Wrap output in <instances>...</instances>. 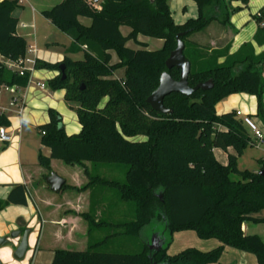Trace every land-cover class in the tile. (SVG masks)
<instances>
[{
  "label": "trees",
  "instance_id": "obj_1",
  "mask_svg": "<svg viewBox=\"0 0 264 264\" xmlns=\"http://www.w3.org/2000/svg\"><path fill=\"white\" fill-rule=\"evenodd\" d=\"M239 1V0H233ZM246 4L247 0H242ZM198 17L182 25L174 23L168 0H64L42 15L73 40L61 63L38 60L36 70H55L65 66L62 75L47 82L53 91H64V100L77 112L81 132L67 135L59 130L62 118L55 110L48 111L50 122L39 128L41 143L50 150L49 157L39 155V164L52 174L51 161L67 166H82L89 183L82 189L64 185L62 191H85L96 183L119 191L121 198L135 204L133 232L140 236L155 218L162 220L171 238L156 252L149 250L146 240L137 254L101 253L94 244L85 251L56 250L51 264H214L226 249L254 254L264 264V242L259 236L246 235V222L264 220L253 217L264 210V178L258 172L240 170L238 160L249 146L255 145L251 133L232 111L218 115L216 106L231 95L255 96L257 116L264 124V53L255 54L252 43L243 44L230 54L231 44L207 49L190 38L207 30L212 22L230 26L231 16L238 9L223 10L224 16L209 13L225 0H195ZM21 8L19 0L0 1V90L4 86L24 89L29 75L19 76L4 65L26 55L28 43L18 35ZM79 18L91 20L89 27ZM255 20L258 31L254 42L264 46V10ZM121 27L131 29L123 36ZM164 41L160 50L150 51L138 42V36ZM183 42L184 56L191 64L188 84L191 88L208 81L210 91L199 90L190 97L172 94L164 106L171 114L151 109L147 99L158 88L160 77L167 72L179 80V70H167L166 60L177 48V37ZM133 41L140 49H131ZM112 52L119 62L112 63ZM83 53L75 61L73 55ZM223 60V62H220ZM244 70L235 72L237 67ZM124 70L123 77H117ZM106 104L101 107L103 100ZM0 127H11L8 117L0 113ZM44 132V135L42 133ZM137 137L145 141H133ZM233 149V153H228ZM214 150L227 153V164H221ZM84 163L122 165L125 182L110 183L93 176ZM261 170H264L262 163ZM7 206L27 205V187L13 186ZM83 218L89 231L95 225L94 205ZM193 231L201 240H216L218 248L208 252L187 249L175 255L168 248L175 233Z\"/></svg>",
  "mask_w": 264,
  "mask_h": 264
},
{
  "label": "crops",
  "instance_id": "obj_2",
  "mask_svg": "<svg viewBox=\"0 0 264 264\" xmlns=\"http://www.w3.org/2000/svg\"><path fill=\"white\" fill-rule=\"evenodd\" d=\"M27 3L28 2H26V0L23 3L19 2V4L22 5V8H26ZM233 3L235 7L242 5L240 2L235 1L232 2L231 6ZM212 12V14L220 15L223 13V10L222 8H214ZM15 17L20 21V17ZM82 19L84 18H79V22L82 25L87 27L91 25L83 24L81 21ZM241 24L236 26L233 19L230 21V26H222L217 21L212 22L207 30H205L209 34H212L211 36H208V39H206L204 43H202V46H209V49H219L230 43V54H234L243 44L252 43L256 55L264 53V46L260 47L254 42V36L258 31L257 25L253 23L250 24L249 21L245 24L242 22ZM126 28L128 29V32L124 33L123 31ZM29 29L31 28L29 27ZM120 30L123 36L131 34V29L128 27H121ZM17 31L18 35L22 36L28 44H34V42L36 43L31 34L25 35L21 34L19 30ZM150 39L161 42L160 48L157 50H160L163 47V40L148 38L141 35L137 38L138 42L146 45L147 47ZM70 41L71 44H73V40L71 38ZM219 44H222V46L219 47ZM36 47L38 49L37 43ZM127 47L131 49L139 48L138 44L133 41L128 42ZM66 55L67 54H65L62 59H59L57 63L62 62ZM42 59L43 58L40 57L38 49V60L45 61ZM118 62L119 59L117 55L112 52V63L117 64ZM220 62H223V60ZM40 71L41 70L36 71L34 79L35 82L41 81L45 83L47 86L46 89L40 90L34 86V88L19 91L16 96L7 91L0 92V109L3 114H9V116L6 115L11 126L8 129L13 134L12 143L7 145L0 143V203L8 198V195L12 192L11 190L14 185L23 184L27 187L26 206L11 205L0 210V237H9L12 233L17 231H20L23 235L24 232L29 231V250L25 256L27 257L28 255L30 259L27 264H51L55 258L54 254L56 250L77 251L76 249H81L80 251H85L88 248L89 243L94 244L96 247H104L115 238H122L126 241L125 244H122V247H127L130 240L137 237L133 232V226H131V223L135 221V217L123 218L125 212L124 206L118 207L115 205L112 206L109 211L110 207L106 205V202L103 199V196L107 194L106 190L117 191L119 193L117 189L110 187L108 184L105 185L99 182L85 191H76L74 189L61 191L60 193L62 197L60 202L54 201V199L49 195V192L51 191L46 184V179L49 176L46 170H44V168L39 164V155L49 157L50 150L42 145V137H39V128L50 122L48 113L50 109L55 110L59 114L63 112L62 107L64 106L65 100L64 91L53 92L47 85L48 81L58 76V72L51 75L49 73L41 74L39 73ZM116 76L123 77L124 70H119ZM35 92H37L36 97H34ZM14 98L19 99V103L15 106H11V101ZM34 100H39L40 102H33ZM22 101L25 102V110L23 115L20 116L18 114V110L20 102ZM30 103L35 104V110L31 111L28 108ZM257 103L258 102L255 96L247 94L231 95L227 98V100H223L216 106V111L218 115H223L232 111H241L242 113L250 116L257 126L264 132V124L257 116ZM25 123H27L28 126H26ZM63 127L65 130V126ZM249 131L254 141V134L250 129ZM221 152L223 151L214 150L215 157L221 164L226 165L227 153ZM233 152V149H229L228 151V153ZM55 161L57 160L51 161V168L53 173L59 175L54 170ZM84 166L88 168L92 174L94 167H92L90 163H84ZM73 167H77L80 171V177L76 179L75 182H70V184L66 181V184L70 187L82 189L89 183V180L84 172V167L79 165ZM95 177L110 183H118L111 181L110 179L107 180L99 175ZM120 200L123 203H129L128 201L123 200L121 195ZM92 205H94V219L96 226L93 230L89 231L90 226L83 218V215L89 213ZM253 217L264 220V215L263 217H257L256 215ZM47 223H50L54 227L52 233L53 240L56 242H64V248L57 249L58 247H50V244L46 242L45 226ZM103 229H112L114 232L105 237H100L97 232H100V230ZM243 231L246 235H249L246 223L243 225ZM95 234L97 235V238H95ZM195 235L197 236L196 233ZM92 238H94L93 241ZM20 241V239L12 240L11 246L0 249V261L2 264H19L17 263L18 260L14 258V252ZM219 245V242L217 245L214 243H207V247H201L198 250L208 252L218 248ZM232 250L233 249H226L224 253H228ZM234 254H236L234 256L236 258L234 264H247L246 261L250 258L244 253H242L243 255H239V253ZM252 264L254 263L252 262Z\"/></svg>",
  "mask_w": 264,
  "mask_h": 264
},
{
  "label": "rangeland",
  "instance_id": "obj_3",
  "mask_svg": "<svg viewBox=\"0 0 264 264\" xmlns=\"http://www.w3.org/2000/svg\"><path fill=\"white\" fill-rule=\"evenodd\" d=\"M64 0H26L27 5L26 8L17 9L14 13L15 16L20 17L18 30L21 34L29 35L31 34L32 38L36 41L40 57L43 58L42 60H45V62H50L51 64H56L59 59H62L65 54H67L68 49L71 47V41L70 38L62 32L59 28L51 24L47 19H45L42 15V12L45 10H49L56 5L62 3ZM221 6L218 8H222V10L225 9V7L228 9H238L237 12L232 14L231 19H233L234 24L240 25L242 22L245 24L246 22H250L257 25V22L255 20V16L258 15V13L262 10H264V0H247L248 2L246 4L243 3L242 0L236 1L240 2L241 6H231L232 2H235L233 0H225ZM168 5L171 11V16L173 18V21L175 24H182L186 22L188 19H193L198 17V8L195 0H168ZM216 8V9H218ZM213 13L212 10L208 12ZM221 17L224 16V14H220ZM83 24L90 25V20L84 18L81 20ZM23 24L28 25L29 27L33 26L34 29L29 28H23ZM242 25V24H241ZM124 33L128 32V29H124ZM212 33H208L207 31L202 32L200 34H196L190 38L192 42H195L197 44L202 45L206 39H208V36H211ZM160 43L158 40H149L147 49L150 51H156L158 48H160ZM219 47L222 46V44L218 45ZM205 47V46H204ZM141 47L137 48L140 49ZM209 49V46L207 47ZM72 59L75 61H79L83 59V53H79L77 55H73ZM61 63V62H60ZM245 66L237 67L235 72H240L244 70ZM261 71L264 73V67L261 66ZM39 73H49L53 75L56 74L57 71L55 70H41ZM60 73L58 72V76ZM37 92L34 93V97H36ZM40 100V99H39ZM39 100H34L33 102L39 103ZM107 102V99L103 100L101 103V107H103ZM28 108L32 111L35 110V104L30 103L28 105ZM219 109V108H218ZM62 113L59 114L62 118V124L65 126V132L67 135H77L81 132V127L79 125V121L77 118V115L75 111L71 110L69 105L65 102L64 106L62 107ZM7 116H9L8 113H6ZM26 126H28L27 123H25ZM41 134V132H40ZM39 134V137H42ZM146 138L144 137H137L133 139V141H145ZM223 153V152H221ZM262 163H264V145H253L249 146L245 152L244 155L238 160V166L240 170H249L251 172H260L262 168ZM45 170V169H44ZM54 170L59 174L61 178H63L65 181H67L68 184L70 182H75L76 179L80 177V171L77 169V167H71L65 165L62 161H55L54 164ZM47 174L48 171L46 170ZM53 173V172H52ZM56 174V173H55ZM92 174L94 176H101L103 178H106L107 180L115 181L124 183L125 182V167L122 165H97L94 166V169L92 171ZM107 194L103 196L104 201L106 202V205H108L109 211L112 206L117 205L118 207L124 206V217L123 218H132L135 217L136 214V206L134 203H123L120 200V195L117 191H109L106 190ZM50 197L54 199L56 202H60L61 200V193L56 194L49 192ZM122 204V205H121ZM120 209V208H119ZM257 217H263L264 210L260 211L259 213L255 214ZM248 226V232L249 235H256L259 236L262 241L264 242V221L259 223L254 222H246ZM53 225L50 223H47L45 226L46 230V242L49 243L50 247H58L57 249L64 248V242L59 241L56 242L53 240L52 233H53ZM112 232H114L112 229H103L100 230V232H97L100 237H105L107 235H110ZM94 235V234H93ZM155 235H159L161 238L164 239V241H168L171 236L168 231V229L165 226L164 221L158 220L155 218L150 226L146 227L143 230L142 237L137 236L136 238H133L130 240L129 245L127 247H122V244H125L126 241L121 239H113L104 247H97V251L101 253H116V254H137L140 253L143 250V246L145 244V241H149V245L152 243L153 237ZM95 238H97V235L95 234ZM94 238H92V241ZM207 243H214L217 245L216 240H201L198 238L195 233L193 232H179L175 233L172 237L171 244L168 248V254L169 255H175L178 254L184 250H187L188 248H194L199 249L201 247H207ZM77 251H80L81 249H76ZM239 253V255H243L242 253L246 254L247 257H250L247 259V264H257V258L254 254L242 252L239 250L233 249L232 251L228 253L222 254L219 262L214 264H234L236 261V258L234 257L236 254ZM253 260H252V258ZM29 256L27 255L26 258H24L21 261H18L19 264H27L29 263Z\"/></svg>",
  "mask_w": 264,
  "mask_h": 264
},
{
  "label": "water",
  "instance_id": "obj_4",
  "mask_svg": "<svg viewBox=\"0 0 264 264\" xmlns=\"http://www.w3.org/2000/svg\"><path fill=\"white\" fill-rule=\"evenodd\" d=\"M93 1L97 4L101 0ZM177 40V48L170 53L165 65L167 70H179V80L173 79L167 72L163 73L160 77L158 88L147 99V104L151 107V109L160 114H171V110L164 106V100L172 94H181L186 97H190L199 90L210 91L213 89L212 81L201 83L194 88L189 86L188 78L192 67L190 62L184 56L185 46L180 40V35L177 37ZM59 73L62 75V79L65 80L66 76L64 65H60ZM58 128L59 130L64 129L63 124L59 123ZM259 175L264 178V170H261ZM46 184L50 188L51 192L58 194L62 191L66 181L57 174L52 173L49 177H47ZM29 234V231L24 232L23 235L20 231H17L12 233L9 237H0V249L11 246L12 240L20 239L21 241L14 252V258L18 261L23 260L29 250ZM164 243L165 241L163 238L159 235H155L152 243L149 245V250L158 252L163 248V246H165ZM0 264H2L1 261Z\"/></svg>",
  "mask_w": 264,
  "mask_h": 264
},
{
  "label": "built area",
  "instance_id": "obj_5",
  "mask_svg": "<svg viewBox=\"0 0 264 264\" xmlns=\"http://www.w3.org/2000/svg\"><path fill=\"white\" fill-rule=\"evenodd\" d=\"M24 1L25 0H19L20 3L21 2L23 3ZM23 28H29V26L23 24ZM30 28L34 29L33 26H31ZM37 61H38V49L36 47V43L34 42V44L33 43L28 44L26 55L23 58H20L17 61L5 62L4 65L9 71L18 74L21 77L26 76L27 74L29 75L30 79L28 80V85L26 88H24V90L34 88V86L36 88H39L40 90H44L47 87L46 84L41 81L35 82L34 79V74L37 71L35 68ZM22 90L23 89L18 88L16 86H11V87L4 86L2 87L0 92L7 91L10 94L16 96V94ZM18 100L19 99L16 98L12 99L11 106L17 105V103H19ZM24 110H25V102L22 101L20 102L18 114L22 116ZM0 113H3L1 109H0ZM236 115L239 119H242L246 127H248L254 134L255 145L257 144L264 145V132L257 126V124L252 120V118L242 113L241 111H236ZM42 135H44V132L42 133ZM12 140H13V134L9 131V129L7 127H0V143L7 145L12 143Z\"/></svg>",
  "mask_w": 264,
  "mask_h": 264
}]
</instances>
